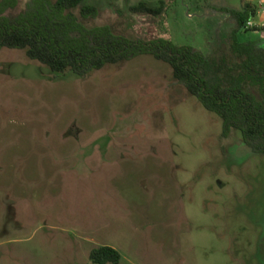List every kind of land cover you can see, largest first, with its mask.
<instances>
[{
    "label": "rangeland",
    "instance_id": "obj_1",
    "mask_svg": "<svg viewBox=\"0 0 264 264\" xmlns=\"http://www.w3.org/2000/svg\"><path fill=\"white\" fill-rule=\"evenodd\" d=\"M161 1L164 24L130 9ZM247 3L258 0H86L99 14L85 22L209 53L232 30L222 9ZM102 246L123 264H264V155L238 130L225 137L154 56L80 77L2 48L0 264H95Z\"/></svg>",
    "mask_w": 264,
    "mask_h": 264
},
{
    "label": "trees",
    "instance_id": "obj_2",
    "mask_svg": "<svg viewBox=\"0 0 264 264\" xmlns=\"http://www.w3.org/2000/svg\"><path fill=\"white\" fill-rule=\"evenodd\" d=\"M86 0H28L16 14L19 0L0 1V50L22 49L32 59L58 74L86 77L107 65L119 64L141 55H151L173 69L174 78L197 97L205 108L223 120V135L242 133L245 144L264 155V40L242 41L239 33L257 16V6L247 3L227 9L232 30L215 37L211 52L193 44H178L170 34L155 39L130 37L111 25H88L99 9ZM170 4L145 2L131 6L134 14L163 20ZM80 9V13L75 10ZM95 264H123L114 247L102 246L91 252Z\"/></svg>",
    "mask_w": 264,
    "mask_h": 264
},
{
    "label": "built area",
    "instance_id": "obj_3",
    "mask_svg": "<svg viewBox=\"0 0 264 264\" xmlns=\"http://www.w3.org/2000/svg\"><path fill=\"white\" fill-rule=\"evenodd\" d=\"M264 16V0H259L257 5V16L255 18L250 19L246 27L248 29H255V28H263L264 27V20H256V18H260Z\"/></svg>",
    "mask_w": 264,
    "mask_h": 264
},
{
    "label": "crops",
    "instance_id": "obj_4",
    "mask_svg": "<svg viewBox=\"0 0 264 264\" xmlns=\"http://www.w3.org/2000/svg\"><path fill=\"white\" fill-rule=\"evenodd\" d=\"M259 1V0H258ZM257 6V5H256ZM257 33H259L260 35L257 36V39H262L264 40V30L263 31H256Z\"/></svg>",
    "mask_w": 264,
    "mask_h": 264
}]
</instances>
